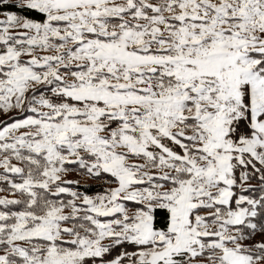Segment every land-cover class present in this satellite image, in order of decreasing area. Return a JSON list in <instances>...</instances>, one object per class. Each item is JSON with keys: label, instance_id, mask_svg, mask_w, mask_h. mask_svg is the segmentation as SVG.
<instances>
[{"label": "snow or ice", "instance_id": "6c2138e0", "mask_svg": "<svg viewBox=\"0 0 264 264\" xmlns=\"http://www.w3.org/2000/svg\"><path fill=\"white\" fill-rule=\"evenodd\" d=\"M0 264H264V0H0Z\"/></svg>", "mask_w": 264, "mask_h": 264}]
</instances>
